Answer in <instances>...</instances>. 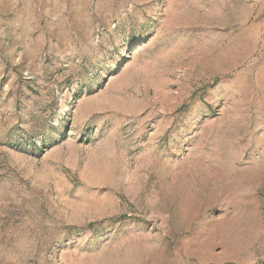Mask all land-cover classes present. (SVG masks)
<instances>
[{
  "label": "rangeland",
  "instance_id": "1",
  "mask_svg": "<svg viewBox=\"0 0 264 264\" xmlns=\"http://www.w3.org/2000/svg\"><path fill=\"white\" fill-rule=\"evenodd\" d=\"M0 264H264V0H0Z\"/></svg>",
  "mask_w": 264,
  "mask_h": 264
}]
</instances>
